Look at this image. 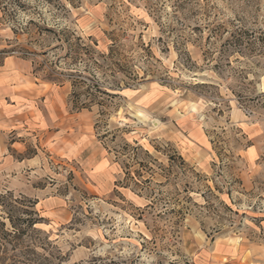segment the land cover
I'll use <instances>...</instances> for the list:
<instances>
[{
    "label": "rangeland",
    "instance_id": "obj_1",
    "mask_svg": "<svg viewBox=\"0 0 264 264\" xmlns=\"http://www.w3.org/2000/svg\"><path fill=\"white\" fill-rule=\"evenodd\" d=\"M0 67L76 129L0 175L16 264H264V0H0Z\"/></svg>",
    "mask_w": 264,
    "mask_h": 264
},
{
    "label": "crops",
    "instance_id": "obj_2",
    "mask_svg": "<svg viewBox=\"0 0 264 264\" xmlns=\"http://www.w3.org/2000/svg\"><path fill=\"white\" fill-rule=\"evenodd\" d=\"M65 102L59 86L49 81L0 78V175L46 171L43 151L49 146L59 152V143L76 131L65 122L72 117ZM33 145L37 151L24 156Z\"/></svg>",
    "mask_w": 264,
    "mask_h": 264
},
{
    "label": "trees",
    "instance_id": "obj_3",
    "mask_svg": "<svg viewBox=\"0 0 264 264\" xmlns=\"http://www.w3.org/2000/svg\"><path fill=\"white\" fill-rule=\"evenodd\" d=\"M15 203L22 204L12 193L0 194V264H16L28 230L43 222L37 212L20 209Z\"/></svg>",
    "mask_w": 264,
    "mask_h": 264
}]
</instances>
